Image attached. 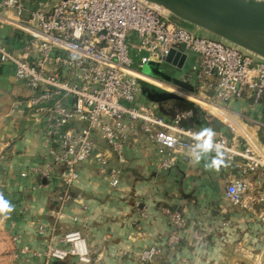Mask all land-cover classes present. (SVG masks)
Masks as SVG:
<instances>
[{
    "label": "built area",
    "instance_id": "obj_1",
    "mask_svg": "<svg viewBox=\"0 0 264 264\" xmlns=\"http://www.w3.org/2000/svg\"><path fill=\"white\" fill-rule=\"evenodd\" d=\"M29 3L0 0V21L14 10L16 25L25 33L17 52L0 38V69L12 62L16 78L32 91L11 112L29 111L43 127L45 149L30 174L38 185L43 179L59 181L60 207L79 182L80 166L85 162L96 163L117 186L119 170L109 167L111 152L123 155L131 146L139 150L156 146L167 155L162 166L170 167L177 154L193 143L192 137L199 131L193 122L194 109L177 104L162 107L143 93V82L173 93L180 91L183 98L201 108L225 111L228 102L236 99L255 109L264 102L263 58L224 38H211L204 29L147 0H57L35 7ZM171 51L186 56L182 68L164 60ZM148 62L173 66L177 76L165 73L192 89L144 73L141 67ZM212 129L225 162L239 168V175L228 182L226 197L236 206L250 207V176L264 167V153L247 135L229 136ZM97 136L109 150L98 147ZM166 214L171 225L166 249L171 254L180 250L186 235L197 247L215 231L214 226L189 221L180 209ZM12 226H16L14 221ZM56 239L52 236L47 258L74 256L80 264L91 263L82 232L72 231L60 239L68 247L54 245ZM22 252L39 254L27 246ZM162 254V248L151 246L140 252L139 259L146 263Z\"/></svg>",
    "mask_w": 264,
    "mask_h": 264
},
{
    "label": "crops",
    "instance_id": "obj_2",
    "mask_svg": "<svg viewBox=\"0 0 264 264\" xmlns=\"http://www.w3.org/2000/svg\"><path fill=\"white\" fill-rule=\"evenodd\" d=\"M56 1L30 0L29 4L35 7ZM17 19L11 10L0 21V38L16 52L25 36ZM163 67L172 76L178 75L173 66ZM31 92L16 78L14 64L5 63L0 69V193L14 205L11 214L3 215L14 241L6 264H80L74 256L53 260L45 255L52 236L57 238L54 245L68 247L60 239L76 230L87 238L92 258L88 264H264V167L250 176V207L236 206L226 197L229 180L239 175L232 162H225L227 166L219 171H208L203 162L196 164L183 152L170 167H163L167 155L156 146L149 150L131 146L123 155L111 152L109 167L119 170V185L113 186L111 177L96 163L85 162L80 166L79 182L60 207L59 181L43 179L38 185L30 174L45 149L43 127L29 111L11 112ZM167 105L175 104L168 100L162 107ZM196 108L193 122L197 129L247 135L264 153V102L255 109L236 99L228 102L225 111ZM96 139L100 149H110L100 136ZM173 209L182 210L191 222L215 227L205 244L193 246L186 235L176 254L166 249L171 230L166 211ZM26 246L39 254L23 253ZM151 246L162 248V256L142 263L140 252Z\"/></svg>",
    "mask_w": 264,
    "mask_h": 264
},
{
    "label": "water",
    "instance_id": "obj_3",
    "mask_svg": "<svg viewBox=\"0 0 264 264\" xmlns=\"http://www.w3.org/2000/svg\"><path fill=\"white\" fill-rule=\"evenodd\" d=\"M147 1L162 6L185 22L237 44L264 59V0ZM185 57L184 54L171 51L164 60L182 68ZM155 65L154 62L145 65L149 75L156 74ZM168 77L171 81L192 89L190 85ZM142 90L149 99L158 102L161 106L168 100H187L176 93L146 82L142 83Z\"/></svg>",
    "mask_w": 264,
    "mask_h": 264
},
{
    "label": "clouds",
    "instance_id": "obj_4",
    "mask_svg": "<svg viewBox=\"0 0 264 264\" xmlns=\"http://www.w3.org/2000/svg\"><path fill=\"white\" fill-rule=\"evenodd\" d=\"M216 132L210 128H201L192 139L193 143L185 152L186 158L196 164L203 162L205 170L219 171L221 166H227L224 160L222 145L215 141ZM14 211V205L0 193V215H9Z\"/></svg>",
    "mask_w": 264,
    "mask_h": 264
},
{
    "label": "rangeland",
    "instance_id": "obj_5",
    "mask_svg": "<svg viewBox=\"0 0 264 264\" xmlns=\"http://www.w3.org/2000/svg\"><path fill=\"white\" fill-rule=\"evenodd\" d=\"M50 1H52V0H50ZM207 34L211 38H217L218 37L215 34H212L210 32H207ZM165 65H166V63L163 64V65L157 63L155 65V70H154V71H157V72H156V74L154 76L156 78L162 80V81L170 82L171 80L168 77L169 75H167L165 73V71L163 70V68H164L163 66H165ZM147 70H148V68L146 66L141 67V71H143L144 73L150 74V73H148ZM172 83H173V81H172ZM179 92H175V93L183 96V94H181ZM173 104H179L180 106H182V108H184L183 103L178 101V100H175V101L173 100ZM170 106L172 107V105H169L168 108H171ZM2 151L3 150H2V148L0 146V156L2 154ZM7 228L8 227L6 225L5 218L3 217V215H0V264H6L7 263L6 262L7 261V256L14 249V241H13L11 233L8 232Z\"/></svg>",
    "mask_w": 264,
    "mask_h": 264
},
{
    "label": "trees",
    "instance_id": "obj_6",
    "mask_svg": "<svg viewBox=\"0 0 264 264\" xmlns=\"http://www.w3.org/2000/svg\"><path fill=\"white\" fill-rule=\"evenodd\" d=\"M178 101H180V102L183 103L184 108H189V109H194V110L197 109V108L195 107L194 103H192V102H190V101H188V100H185V101L178 100ZM13 220H16V219L13 218Z\"/></svg>",
    "mask_w": 264,
    "mask_h": 264
},
{
    "label": "bare ground",
    "instance_id": "obj_7",
    "mask_svg": "<svg viewBox=\"0 0 264 264\" xmlns=\"http://www.w3.org/2000/svg\"><path fill=\"white\" fill-rule=\"evenodd\" d=\"M154 5L157 6V7H158L159 9H161V10H166L164 7L159 6V5L155 4V3H154Z\"/></svg>",
    "mask_w": 264,
    "mask_h": 264
}]
</instances>
